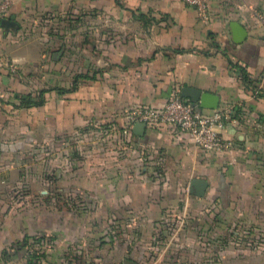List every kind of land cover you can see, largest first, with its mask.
<instances>
[{"label":"crops","instance_id":"obj_1","mask_svg":"<svg viewBox=\"0 0 264 264\" xmlns=\"http://www.w3.org/2000/svg\"><path fill=\"white\" fill-rule=\"evenodd\" d=\"M207 1L208 18L184 0H10L0 17V198L26 177L28 161L44 183L41 174L58 166L73 139L100 127L103 140L85 155L100 151L96 170L85 163L66 176L94 211L183 215L209 204L230 232L214 240L225 246L215 261L264 264V0ZM3 18L14 24L4 26ZM232 21L246 30L241 41ZM235 63L256 80L243 81ZM182 86L232 107L221 129L226 147L202 151L170 126L123 132L127 112L160 106ZM193 177L208 181L203 196L188 192ZM58 210L40 205L33 218L6 212L0 264L23 259V249L9 246L25 234L59 229L43 220Z\"/></svg>","mask_w":264,"mask_h":264},{"label":"rangeland","instance_id":"obj_2","mask_svg":"<svg viewBox=\"0 0 264 264\" xmlns=\"http://www.w3.org/2000/svg\"><path fill=\"white\" fill-rule=\"evenodd\" d=\"M250 12L257 18L263 14L256 7ZM94 129L85 138L73 139L67 154L63 151L59 155L62 161L58 166L49 165L41 174L44 183L38 180L41 172L33 159L24 170L26 177L11 182L5 190L0 198V221L6 212L8 217L18 218L25 211L21 218H33L40 205L60 209L58 214L43 218L53 220L59 229L29 234L23 259L5 264H218L214 257L225 246L218 247L215 239L225 240L230 232L226 218L212 214L209 204L200 212L183 215L161 211L149 216L126 213L106 218L93 210L92 199H82L66 176L81 171L85 163L92 172L96 170L100 151L92 148L94 156L85 157L86 147H99L105 135L99 133L100 127ZM69 156L72 159L66 162L64 158ZM218 222L224 226H216Z\"/></svg>","mask_w":264,"mask_h":264},{"label":"built area","instance_id":"obj_3","mask_svg":"<svg viewBox=\"0 0 264 264\" xmlns=\"http://www.w3.org/2000/svg\"><path fill=\"white\" fill-rule=\"evenodd\" d=\"M194 8L198 15L208 18L207 0H184ZM10 0H0V17L5 15ZM264 43V38H263ZM232 107L218 106L214 109H200L191 100L174 92L160 106L141 105L126 113L123 132L130 133L135 122H144L148 126H170L189 133L193 144L202 151L219 150L227 145L221 129L231 117Z\"/></svg>","mask_w":264,"mask_h":264},{"label":"water","instance_id":"obj_4","mask_svg":"<svg viewBox=\"0 0 264 264\" xmlns=\"http://www.w3.org/2000/svg\"><path fill=\"white\" fill-rule=\"evenodd\" d=\"M1 22L4 26L9 27L14 24L12 18H3ZM231 32L233 39L235 41H241L246 36V30L238 21H232L230 23ZM180 95L185 98H189L193 103L197 105L200 109H214L218 107V96L202 91L197 87L192 86H182L180 89ZM146 124L144 122H135L132 126V130L140 134L142 129H144ZM208 181L201 177H193L190 180L188 192L196 196H203L207 188Z\"/></svg>","mask_w":264,"mask_h":264},{"label":"trees","instance_id":"obj_5","mask_svg":"<svg viewBox=\"0 0 264 264\" xmlns=\"http://www.w3.org/2000/svg\"><path fill=\"white\" fill-rule=\"evenodd\" d=\"M236 69L239 70V72L241 73L240 76H241V79L243 81H252V80H256L255 78L253 77H250L249 74L247 73V71L240 65H237L236 63L233 65ZM28 237L29 235L28 234H25L21 240L17 241V242H14L12 243V245H10L9 247H12L14 248L16 251H18L19 249H23V251L25 252V249H24V244H26V241L28 240ZM9 252L6 251V249H4L2 252H1V257L3 256V258H6L9 256Z\"/></svg>","mask_w":264,"mask_h":264}]
</instances>
